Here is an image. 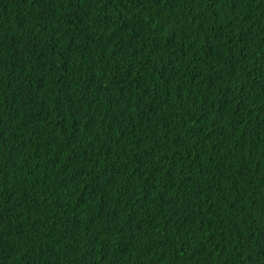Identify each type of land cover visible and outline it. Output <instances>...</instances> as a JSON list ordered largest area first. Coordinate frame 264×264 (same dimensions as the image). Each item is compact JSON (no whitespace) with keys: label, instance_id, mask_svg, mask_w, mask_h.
Listing matches in <instances>:
<instances>
[{"label":"trees","instance_id":"obj_1","mask_svg":"<svg viewBox=\"0 0 264 264\" xmlns=\"http://www.w3.org/2000/svg\"><path fill=\"white\" fill-rule=\"evenodd\" d=\"M0 264H264V0H0Z\"/></svg>","mask_w":264,"mask_h":264}]
</instances>
